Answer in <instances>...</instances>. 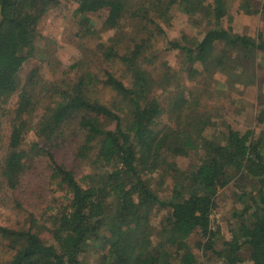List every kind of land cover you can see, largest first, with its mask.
<instances>
[{
	"label": "trees",
	"instance_id": "16d2710c",
	"mask_svg": "<svg viewBox=\"0 0 264 264\" xmlns=\"http://www.w3.org/2000/svg\"><path fill=\"white\" fill-rule=\"evenodd\" d=\"M71 1L82 57L54 76L57 61L43 55L38 26L60 0H0V190L21 188L28 161L46 164L41 200L48 183L56 187L40 214L51 239L0 225V264H242L244 250L247 264H264V131L256 130L264 105L255 124L237 129L223 117L211 74L203 71L190 87L177 81L204 62L234 69L244 84L264 83V38L224 27L231 0ZM173 5L196 30L164 41L178 67L155 61L146 68L159 50L151 43L162 33L158 21ZM101 9L113 31L104 40L93 17ZM258 12L264 18V0ZM131 24L125 45L123 28ZM38 54L21 80L19 71ZM157 87L172 91L166 104ZM67 147L70 163L59 158ZM188 154L187 166L177 167L176 157ZM164 173L173 184L167 199L156 189ZM229 185L230 237L219 243L211 215ZM156 208L154 235L147 223ZM193 234L204 239L201 258L189 245Z\"/></svg>",
	"mask_w": 264,
	"mask_h": 264
},
{
	"label": "rangeland",
	"instance_id": "374dc122",
	"mask_svg": "<svg viewBox=\"0 0 264 264\" xmlns=\"http://www.w3.org/2000/svg\"><path fill=\"white\" fill-rule=\"evenodd\" d=\"M138 0H134L136 3ZM210 1V0H205ZM246 4L245 9H238L237 1L231 0L227 14L224 16L222 22L224 27L233 28L237 31L246 32L257 38H264L263 23L264 18L262 14L258 12L262 0H241ZM72 9L73 2L71 0H60V4L48 11V13L41 19L39 24V33L42 36V48L45 56L48 58H55L57 61L54 67V72L51 73L57 75L58 73L65 70L73 60L82 57L80 47H78V37L76 36L75 25L72 21ZM93 17L96 20L97 32L96 35L100 34L101 40L110 37L113 31L108 29L109 17L106 19V11L101 9L95 12ZM187 15L177 5H173L168 10V19L165 23L158 21L162 33L156 38L151 40V43L159 50H154V60H148L145 63L146 68H151L155 61L168 62L170 65L178 67V61L175 58L174 53L166 51L164 41L171 39H178L181 36V31L186 30L187 33L194 34L196 29H192L186 26ZM190 28V29H189ZM124 36L123 43L125 45L131 41L133 36L130 33H135L136 26L124 25ZM113 35V34H112ZM154 40V42H153ZM99 41V40H97ZM93 46L95 43H91ZM164 47V49H163ZM94 57V56H93ZM39 54L34 60L28 64H25L19 71V78L24 79L25 73L38 61H40ZM157 64V63H155ZM259 65H261L258 62ZM43 68V67H42ZM203 71H207L212 75L214 94L219 96L223 104L224 118L235 128L242 129L247 128L251 124H255L254 117L256 116L257 108L264 105V83L261 84H244L240 81L236 71L234 69H221L209 63H196L189 70H185L177 81L185 86H192L197 80H200V74ZM261 71V69L259 70ZM44 75H49L50 70L43 69ZM182 72L179 70L178 74ZM165 82L162 81L160 86H164ZM175 88V87H174ZM156 93L160 97V101L164 104L169 100L172 91H164L162 87L156 88ZM6 108L11 109L14 105V99L11 100L10 104H7ZM218 127V123L211 126ZM256 130L258 133L263 134L264 125H257ZM214 131V129H213ZM26 143L33 139V131L29 129L25 134ZM2 150L0 151V155ZM59 158L67 163H70L71 153L70 147L64 149ZM189 160V154L185 156H178L175 159V164L180 169H184L187 166ZM26 170L22 177L21 188L15 190H0V225L2 226H14L30 228L34 232H37L40 238L44 241L51 239L49 232L47 231V222L44 219H40L42 209L53 203L49 189L56 188L51 182L48 183L49 189L43 190L44 199H40L42 192L41 181L43 179V169L46 166L45 162L25 164ZM43 168V169H42ZM165 181L164 185L156 188L158 197L161 199H167L172 194V180L168 173L163 174ZM45 181V180H43ZM23 185L25 190H23ZM232 185L219 190L215 197L212 218V233H214L218 242L220 243L224 239L230 237L227 225V217L231 208V197L230 191ZM63 191L56 189L54 198H61ZM156 213L153 214L151 219L147 223V227L151 228L154 235H157L158 220L162 214L161 209H155ZM189 245L191 246L195 256L198 258L202 257V253L206 250L204 239L193 234L190 237ZM242 264H247V251H242L239 256Z\"/></svg>",
	"mask_w": 264,
	"mask_h": 264
}]
</instances>
